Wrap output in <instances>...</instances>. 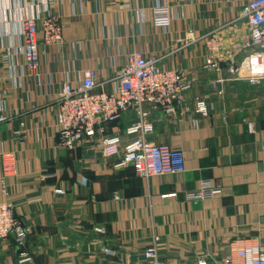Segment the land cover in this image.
<instances>
[{"label":"crops","instance_id":"obj_1","mask_svg":"<svg viewBox=\"0 0 264 264\" xmlns=\"http://www.w3.org/2000/svg\"><path fill=\"white\" fill-rule=\"evenodd\" d=\"M72 1L77 9L80 0ZM153 1L139 0L143 22L137 26L134 11L124 12L122 1L85 0V14L64 22L62 51L40 46L48 77L44 91H50V77L58 91L65 73L76 76L83 67L112 75L133 48L161 56L160 68L184 70L193 85L175 116L152 112L146 138L182 150L185 171L144 178L130 166L114 168L116 158L103 155L99 137L56 147L49 142L55 135L54 102L35 107L34 82L27 80L31 94L20 89L12 100L13 111L24 114V133H17L20 118L0 126V153L16 157L8 176L0 165V201L11 203L27 227L20 249L32 264H129L141 258L152 235L160 238L161 257L172 264L218 261L237 238L264 244V79L231 78L225 65L218 73L205 71L200 41L178 51L173 41L190 29L201 36L211 26L232 22L223 31V43L230 52L232 46L238 49L248 38L247 26L237 18L245 0H171L176 14L167 33L151 23ZM69 4L57 0L54 9L66 14ZM78 41L82 47H72ZM247 52L239 50L233 59L240 63ZM194 97L205 100L206 115L193 112ZM133 119L127 111L103 134H119L123 145L131 139L123 129ZM204 179L220 194L186 201L183 193ZM17 251L11 238L0 240V264H19Z\"/></svg>","mask_w":264,"mask_h":264},{"label":"built area","instance_id":"obj_2","mask_svg":"<svg viewBox=\"0 0 264 264\" xmlns=\"http://www.w3.org/2000/svg\"><path fill=\"white\" fill-rule=\"evenodd\" d=\"M57 0H0V126L19 119L17 133H24L23 113H15L12 100L17 90L27 95L25 85L32 80L35 86V107L54 102V133L49 142L56 147L72 148L99 137L105 157H115L114 168L130 166L144 178L185 171L182 150L167 145H157L147 140L152 131V112L160 110L167 116H175L177 106L185 101V94L193 83L182 69H162L158 66L161 56L133 48L125 54L124 62L109 76L103 77L94 67H83L76 76L65 73L58 91L50 77V91L45 92L48 77L44 74L40 58V46L59 53L64 46L63 28L66 19L76 22L85 14V0H72L70 10L64 14L56 11ZM96 0H94L95 2ZM124 12L134 11V22H143L139 0H120ZM103 5L101 4L100 7ZM101 14V10L96 12ZM133 13V12H132ZM151 23L168 32L176 14L171 0H154L150 11ZM248 28V38L232 52L226 47L223 31L232 22L211 26L201 35L192 29L176 36L175 51L199 41L205 49L202 69L218 73L223 65L231 77L246 78L250 82L264 79V0H245L239 6L238 17ZM232 31H234L232 29ZM117 32L122 36L121 28ZM109 34L107 35V37ZM80 49L82 42L72 43ZM241 48V49H240ZM239 50L248 51L240 63L234 60ZM250 50V51H249ZM44 78V79H43ZM43 79V81H39ZM223 79L218 80L219 82ZM56 91V92H55ZM193 112L207 114L204 99L194 97ZM131 111L134 119L123 129L127 142L121 145L119 134H103L108 123L117 121L122 114ZM19 116V117H17ZM264 122V112L262 113ZM16 157L12 152L0 153V165L4 176L14 171ZM62 193L61 189H55ZM221 189L208 180H201L183 193L188 202L211 199ZM1 194H5L4 190ZM28 229L15 216L14 206L5 199L0 201V240L11 238L19 247V264H32L31 257L20 249L27 239ZM160 238L152 235L150 245L142 251L141 258L129 264H172L158 251ZM107 255L113 253L105 250ZM197 264H264V244L257 238H237L229 245V254L215 262L199 260Z\"/></svg>","mask_w":264,"mask_h":264}]
</instances>
